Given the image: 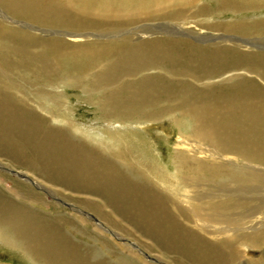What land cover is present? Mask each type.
<instances>
[{
    "label": "rangeland",
    "instance_id": "obj_1",
    "mask_svg": "<svg viewBox=\"0 0 264 264\" xmlns=\"http://www.w3.org/2000/svg\"><path fill=\"white\" fill-rule=\"evenodd\" d=\"M217 2L218 0H189L187 5L171 8L170 10L183 11L182 19H189L188 22L192 25L188 28L181 27V19L168 16L165 11H155L152 15L130 18L129 21H104L102 27L83 28L31 19L0 0V135L9 136L10 144L22 141L23 147H20L24 149L22 153L17 148L9 156L7 143L0 140V195L10 197L18 207L30 209V213L38 214L46 223L55 224L62 232L66 230L63 233L80 249L92 250L94 259L103 263L107 261L106 264H180V261L174 254L155 246L156 240L150 238L153 232L151 228H144L143 231L125 217L123 208L129 206L131 209L130 204L143 203L142 214L146 212L143 209L146 207V200L140 203L129 200L127 194L130 192V185L120 187L124 194L120 198L123 200V208H120L102 194L103 187L84 183L86 187L82 182H77L74 176H71L72 179L68 175L57 178L56 171L62 164L59 157L66 152H57L55 145H66V150L75 155L81 151L98 160L110 162L112 159L110 163L116 169L132 176L130 179L135 184L149 189L150 196L160 202L161 210L173 215L179 227L188 229L184 226H191L197 236H202L204 240L207 238L206 233L198 230L190 221H194L192 213L198 210L194 205L188 206L183 190H195L193 196L196 202L201 199L212 202L231 200L239 204L243 202L240 209H231L230 206L229 210L225 208L226 211L242 212L264 203V164L228 158L226 155L214 158L207 151L218 156L214 153L215 146L210 141L197 139L192 135L195 126L192 113L179 105V100L169 95L171 92H180L185 86L183 89L188 87L194 98L204 101L207 95L211 98L213 89L226 88L225 85L230 86L234 82L227 77L201 79L194 73L197 67L191 71L193 68L189 61L181 59L187 46L232 48L239 44L247 54L250 51L264 53V33L246 35L225 31L223 27L211 32L212 35L197 33L193 26L196 24L222 26L227 23L264 20V7L226 13L218 11ZM67 10L75 13L69 7ZM199 11L204 15H197ZM72 35L82 39L69 40ZM46 42L85 43L99 47L115 46L116 49L109 57L73 76V73L70 74L58 65L54 68L53 65L56 64L44 45ZM21 43L26 47L24 50L20 47ZM244 46L248 49L244 50ZM168 49H173L170 55ZM171 59L176 66L174 68L170 66ZM41 61L45 62V68L38 70L37 66L44 64ZM46 64L49 66L47 70ZM70 76L74 80H70ZM100 77L103 79L100 80ZM247 77L255 79L264 89V82L257 76L247 74ZM107 87L127 98L132 92L133 95H139L136 98L145 101L142 113L131 117L118 113L109 114V105L105 104L103 91ZM107 101L111 103L113 100ZM149 110H158L160 113L156 112L151 117L147 114ZM222 119L225 122L224 130L227 131H230L231 120L243 121V118ZM35 142H38L37 145ZM46 142L51 145L48 147ZM177 151L182 157L196 155L201 159L205 158V163H227V167L234 170L237 176L214 179L198 174L194 180L190 173L175 176V160L179 158ZM65 162L73 168L74 163L66 158ZM41 168L44 170L41 171ZM253 174L257 175V180L249 178ZM180 180V185L176 184ZM221 192L220 198L218 195ZM201 207L203 208L199 210L202 213L213 212L208 207ZM186 218L190 220L187 221ZM0 264L37 263L19 247L0 243Z\"/></svg>",
    "mask_w": 264,
    "mask_h": 264
},
{
    "label": "bare ground",
    "instance_id": "obj_2",
    "mask_svg": "<svg viewBox=\"0 0 264 264\" xmlns=\"http://www.w3.org/2000/svg\"><path fill=\"white\" fill-rule=\"evenodd\" d=\"M1 1H4L7 6H9L11 9H15L19 14L26 15L31 19L38 21H47L49 23L61 22L72 27H102L104 25V21H129L130 18H141V16L152 15V13L155 11H165L168 16L181 19L180 26L183 28H188L189 26L192 27V25H190V22H188L189 19H182L183 11L170 10L171 8L176 6L181 7L187 5V2H189V0ZM43 2L45 3V5ZM217 3L218 11H225L226 13H237L246 10H259L260 8L264 7V0H218ZM68 7L71 8L72 11H75V13H70L67 10ZM200 11L197 15H204V13ZM196 25L193 26L196 27L195 29L197 30V33H206L209 35H212L211 32L219 29V27H223V29L228 32L232 31L246 35L253 33H264V20H253L250 22L247 21V23H227L222 26L214 24L211 25L207 23H204L203 25ZM72 36L73 37H70L69 40L78 41L82 39L81 37L80 39H78V37L74 35ZM66 44L55 42L44 43V45H46V48L51 52L53 63L56 64L53 65L54 68H56L58 65L61 68L66 69V71H68L70 74L73 73V76L92 67L97 63V61L109 57L114 52V49H116L114 45V47H99L96 45H87L85 43ZM21 45L22 46L20 47L23 48L22 50H24V48H26L24 43H21ZM238 45H235L232 48L226 46H213L210 48L187 46L185 50L183 49L184 54L182 55L181 59H187L189 61L193 68H191V71H193L197 67L194 70V73L198 74L201 79L227 77V79H231V81L234 80V82L230 84V86L229 84L225 85L226 88L218 87L213 89V91L210 93L212 95L211 98L207 95L204 98V101H202V99L194 98L192 92L189 91L188 87L186 90L183 89L185 86L181 88L180 92H171L169 95L179 100L181 102V104L179 105L188 108L189 112L192 113V116L195 118V126L193 128L192 135L197 139L210 141L215 146L216 151L213 152L218 154V156H215L214 154H212V152L207 151L209 154L214 156V158H218L221 156L225 157L226 155L228 156V158L232 157L238 159H246L248 161H255V163L258 162L264 164V89L257 83V81H255V79L247 77V74L255 75L262 82H264V53L260 51H250L247 54L242 51L241 48L243 47H239ZM246 48L247 47H245L244 50H246ZM172 50L173 49H170L169 51L168 49V55H170ZM24 57L25 56L22 55V59H24ZM173 62L174 61H172V59L169 61L170 66L174 68L176 66L173 64ZM41 63L44 64L38 65V70H42V68H45V62L41 61ZM192 63L197 65L195 66ZM48 67L49 66L47 65L46 70ZM197 69H199V71ZM237 76H241L243 78L240 79ZM69 78L70 80H74L73 78H71V76ZM102 79L103 77H100V80ZM103 91L106 97L105 104L109 105V114L118 113L122 116L131 117L142 113L141 111L143 110V103L145 101L136 98L139 95H133L132 92L130 93L131 96H128L127 98L117 92H113L112 90L110 91L108 87L103 88ZM107 99L113 101L109 103ZM156 112H158V110H149L147 114L151 117H154L157 114ZM227 116L229 118H243V121L235 119V122L234 119L231 120L229 126L230 131H227L224 130L225 122L222 119L228 118ZM124 119L129 120L130 118ZM237 123L240 124L237 125ZM36 131H38V129ZM0 140L8 144H6V147L8 146L9 148V150H7L9 156L11 151L13 152L17 148L20 152H24V149L21 148L23 147L21 143L22 141L18 142L17 139L16 143L11 142L12 144H10V137L7 135H0ZM46 143H48V147L51 145L49 144V142ZM16 144H19V146H17ZM185 144L187 143L185 142ZM66 147V145H55V148L58 150L57 152L64 154L66 152L65 155H61L62 157H59L61 159L60 161H62V164L56 171L57 178L61 179L64 177V175H68L69 179H72V177L74 176L76 177L77 182H82L83 184L85 183L90 185L93 184L94 186H97L99 188L103 187L102 194L104 193L105 196H108L109 200L114 202L120 208H123V205L121 204L122 199L120 198H122V195L124 196V194L121 193L120 187H128V185H130V192L128 191L129 194H127L130 197L129 200L139 203L143 200H146V207L143 208L146 210V212L142 214L143 203L130 204L131 209L129 208V206L123 208V211L126 215L125 217L131 223H135V226L143 231H145L144 228H151L153 232L150 238H154L156 240V243L154 242L155 246L164 249L168 253L174 254L175 258L180 261V264L181 262L182 264H264V203L262 201V203H259V206L256 207L255 205H253L255 206V208H250L246 211H226L225 208L229 210L230 206L231 209H240L243 202L240 204L236 203L237 201L233 202L231 200H218L217 202H212L205 199H201L196 202V198L193 196L195 190L192 191V189H182L183 192L185 191L186 193L184 197H186V199L188 200L186 202L188 206L192 207L194 205L196 210L199 211H194L192 213V217L195 218L193 219L194 221L190 220L189 218H186V220H190L198 230H202L206 233L207 238L206 240H204L202 239V236H197L196 232L191 226H184L188 229L179 227L180 225L175 222L176 220L173 218V215L171 216V214L169 213L166 214L161 210L160 202L157 201L154 196H150L149 189H145L143 186L138 185V183L135 184V182L131 181L130 179L132 176L129 177L126 174H123L121 169H116V167L110 163L112 161L111 158L110 162L106 161L105 159L98 160L93 155H88V153L86 154L81 151L80 153L77 152L75 155L73 152L67 151ZM198 152L201 154L205 153L203 151H197V153ZM177 154L179 158L177 157L175 160V176L179 177L183 173H190V177H192L193 180L194 177L198 174L214 179L235 178L237 176V173L234 170L230 169V167H227V163H205V158L201 159L200 156L184 155L182 157V154H179L178 151ZM65 158L71 163H74L73 168L69 163L66 164L67 162H65ZM43 170L44 168H41V171ZM255 174L251 176L249 175V178L252 177V179L255 178V180H257V175L254 176ZM182 176H184V174ZM202 178L204 179V177ZM181 180L176 184L179 183L180 185ZM131 184L136 186L134 187ZM224 194L227 193L224 192ZM218 196H222V192L221 195ZM235 197L233 198L235 199ZM251 197H253V195ZM9 198L5 197L4 195H0V243H10L16 247H19L37 264L108 263L107 261L106 263L97 261V258L94 259L92 250L85 251L83 249H80L78 245L75 244V242H73L66 234L63 233L66 230L62 232L60 229L56 228L57 226L55 227V224L51 222V224L44 222V218L41 219L37 216L38 214L35 215L34 213H30V209L27 210L18 207L16 203ZM27 198L29 199L30 197ZM201 205L208 207L207 209H211L213 210V212H200L199 209L203 208L201 207ZM133 212L135 213L133 214ZM124 222L126 221L124 220Z\"/></svg>",
    "mask_w": 264,
    "mask_h": 264
}]
</instances>
